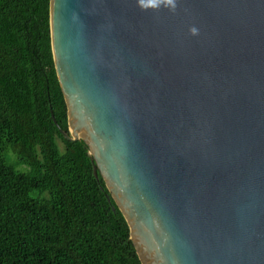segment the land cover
<instances>
[{"label": "water", "instance_id": "obj_1", "mask_svg": "<svg viewBox=\"0 0 264 264\" xmlns=\"http://www.w3.org/2000/svg\"><path fill=\"white\" fill-rule=\"evenodd\" d=\"M51 34L142 264H264V0H51Z\"/></svg>", "mask_w": 264, "mask_h": 264}, {"label": "trees", "instance_id": "obj_2", "mask_svg": "<svg viewBox=\"0 0 264 264\" xmlns=\"http://www.w3.org/2000/svg\"><path fill=\"white\" fill-rule=\"evenodd\" d=\"M51 0H0V264H142L127 219L66 139Z\"/></svg>", "mask_w": 264, "mask_h": 264}]
</instances>
